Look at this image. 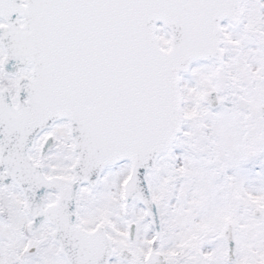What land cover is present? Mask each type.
Wrapping results in <instances>:
<instances>
[{"label":"snow or ice","instance_id":"obj_1","mask_svg":"<svg viewBox=\"0 0 264 264\" xmlns=\"http://www.w3.org/2000/svg\"><path fill=\"white\" fill-rule=\"evenodd\" d=\"M0 264H264V0H0Z\"/></svg>","mask_w":264,"mask_h":264}]
</instances>
